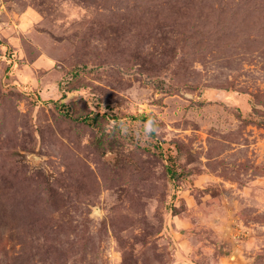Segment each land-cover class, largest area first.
Here are the masks:
<instances>
[{
    "label": "rangeland",
    "instance_id": "374dc122",
    "mask_svg": "<svg viewBox=\"0 0 264 264\" xmlns=\"http://www.w3.org/2000/svg\"><path fill=\"white\" fill-rule=\"evenodd\" d=\"M0 264H264V0H0Z\"/></svg>",
    "mask_w": 264,
    "mask_h": 264
},
{
    "label": "trees",
    "instance_id": "16d2710c",
    "mask_svg": "<svg viewBox=\"0 0 264 264\" xmlns=\"http://www.w3.org/2000/svg\"><path fill=\"white\" fill-rule=\"evenodd\" d=\"M142 120L148 122L149 125H151V126H154L155 125V123L153 121H151L149 118H143Z\"/></svg>",
    "mask_w": 264,
    "mask_h": 264
},
{
    "label": "bare ground",
    "instance_id": "6f19581e",
    "mask_svg": "<svg viewBox=\"0 0 264 264\" xmlns=\"http://www.w3.org/2000/svg\"><path fill=\"white\" fill-rule=\"evenodd\" d=\"M234 259H236V257H234Z\"/></svg>",
    "mask_w": 264,
    "mask_h": 264
}]
</instances>
